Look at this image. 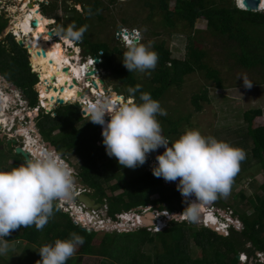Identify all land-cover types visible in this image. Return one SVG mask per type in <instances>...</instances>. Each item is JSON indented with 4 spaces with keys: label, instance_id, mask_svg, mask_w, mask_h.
Listing matches in <instances>:
<instances>
[{
    "label": "trees",
    "instance_id": "1",
    "mask_svg": "<svg viewBox=\"0 0 264 264\" xmlns=\"http://www.w3.org/2000/svg\"><path fill=\"white\" fill-rule=\"evenodd\" d=\"M96 5L100 7V1L96 2ZM240 5L245 8L242 2ZM160 6L166 23L171 27H174L177 21L184 20L192 28L199 18L206 20L207 32L223 41L225 48H228L234 57L236 65L249 70L261 68L264 73V11H248L240 8L233 0H221V2H217V0H176L173 8L170 7L169 0H160ZM261 8L264 9V6ZM85 9L88 15L79 16L75 30L82 26L88 27L87 19L92 15V12L98 10L95 6L89 8L87 5H85ZM7 26L8 20L4 16H0V37ZM86 36L82 35L81 39L84 40L83 45L87 56L99 57L102 69H114L118 79L128 87L141 85L140 90L135 94L137 102H139L141 92H148L153 99L160 101L163 95L170 90V87L180 85L187 75L196 70L205 71L206 77L214 81L216 88H225L220 71L206 62L207 52L198 43L194 44L193 36H189L190 43L185 59L173 58L171 50L166 47L164 41L155 44L159 60L154 69L151 83L146 85L138 81L136 71L129 72L123 63L120 69L114 66V52L117 51L123 55L126 48L123 50L111 49L108 43L96 42ZM6 37L0 40V74L12 85L24 90L30 100V106H39L35 89L39 81L37 89L39 94H42L40 96L41 104L46 109L51 110L56 107V104H52L50 100L46 99L47 91L50 89L53 91L54 99L59 95L65 101L70 102L80 99L76 96L77 91L67 93L64 88L62 90L56 85L57 76L50 63L47 62L45 51L43 52L46 55L38 57L34 62L35 54L32 53L35 52L32 51L28 40L22 39L32 52L31 55L26 48L20 46L12 33ZM31 63L41 74L40 80L38 74L33 71ZM121 91L122 87L120 86L116 93ZM127 97H130L129 93ZM205 100L209 101L207 90L202 94L193 95L192 103L196 112H201L204 109L203 102ZM262 113V109L248 110L244 115L245 125H240L239 132H236L234 136L243 137L241 144L246 150V159L247 148L252 142V158H256L264 167V125H254L255 118L261 116ZM81 114L82 110L78 103L60 105L54 112H46L41 107L36 112V121L40 133L44 137L47 134V140L57 150L61 152L74 151L81 158L80 177L94 190L93 194L98 202L107 204L109 214L114 220H118V213L139 206L154 205L157 207V204H160L161 210L171 213L181 214L184 211L187 205L177 188L165 182L163 178L155 177L152 170L147 168V163H145V167L139 166L133 169L136 171L134 175L129 173L130 168L124 169L125 173L123 174L121 169L127 167L119 165L117 159L107 155L104 146L98 145L101 136L99 127L92 122L77 126V123L83 119ZM190 117L191 115L185 119H176L174 116L166 115L157 118L161 122L163 134L171 141H175L182 135L181 125L189 121ZM57 130L59 133L54 134ZM220 130L224 131L225 129ZM0 144L2 146L1 142ZM232 145L238 147L236 144ZM62 149L65 150L62 151ZM11 155L15 158L14 163L9 166L4 165L5 159ZM2 156L4 159L1 158ZM20 156L14 149L8 148V152H6L5 149L0 148V170H11L19 167L22 160L26 162V159ZM246 159L242 161L244 166L240 169L242 171H246L250 165V159L247 163ZM152 161V164L155 165L156 159ZM112 180H116L113 185H111ZM237 180L238 175L235 176L234 182ZM109 188L112 191L122 188L123 191L118 195L110 196ZM261 188L263 193L257 194L256 199L249 198L254 206L251 213L235 211V215L239 217L243 225L241 229L233 228L228 236L211 227H198L195 223L175 218L170 219L168 225L163 230L156 232L155 235H151L148 228L120 233L88 231L55 202L54 215L44 227L46 229L45 232L43 231L44 236L40 234L43 229L37 230L33 225L23 228L21 233L20 229L14 230L6 239L13 243L20 239L30 240L29 242H32L38 250L45 244H53L56 239H67L71 233L75 232L84 237L85 243L78 247L67 264H80L85 256L109 258L110 264H252L253 261L255 264H264L263 261L258 260L257 255L259 252L264 254V183ZM154 194H159V197L153 199ZM218 200L223 201V197ZM226 206L235 208V203L228 202ZM148 242L154 244L156 257L142 251ZM192 242L200 247V256L194 257ZM27 250L25 249L24 252ZM240 254H246L247 261L239 259L238 255ZM19 259L21 261L16 264L36 263L31 260L30 252L24 253ZM0 264L13 263L10 259L0 257Z\"/></svg>",
    "mask_w": 264,
    "mask_h": 264
},
{
    "label": "rangeland",
    "instance_id": "2",
    "mask_svg": "<svg viewBox=\"0 0 264 264\" xmlns=\"http://www.w3.org/2000/svg\"><path fill=\"white\" fill-rule=\"evenodd\" d=\"M99 1L100 7L96 5V2ZM233 1L235 3L238 2V4L242 2V0ZM262 1V6H264V0ZM22 2L24 1L0 0V16H4L8 20V26L0 37V40L4 39L8 35L9 31V35L10 33L14 32L16 26L15 24L18 23V19L22 18L23 11L21 8L24 5ZM217 2H221V0H217ZM175 3L176 0H169L171 8L175 6ZM29 5L31 7L28 8V13L32 16H35L33 21L37 19L38 16L43 17L42 19H46V17L52 18V20H50L51 23H49L50 25L48 26L49 28L52 27L51 30L56 29L55 34L52 35V38L53 40H60L62 43H64V41L63 38H61V35H64L63 33L67 30V28L71 25L77 26V20L79 19L80 15H83V17L88 15L85 5H87L89 8H93L95 6L98 8V10L92 12V15L87 19L89 25L83 35H87L86 37L96 42L108 43L111 49L119 48L123 50L126 48V45L129 42H134L133 38H137L138 43H147L151 41L152 47L156 51L155 44H159L164 41L166 43V47L171 50L173 58L185 59L188 51L187 47L190 43L189 36H193L194 44L198 43V45L203 47L207 52V56L205 57L206 62L209 63L211 67L220 71V77L223 79L225 88H216L214 81L210 78H207L206 72L201 70H196L195 72L187 75L180 85H173L170 87V90L167 91L161 98L160 103L162 108L166 110L167 115L174 116L176 119H185L187 116L191 115L189 121L184 122L180 127L182 134L188 129H199L204 135L215 136L219 140L229 141L230 144L232 142V144L238 145L239 148L246 152L244 145L241 144L243 137L234 136L236 135V132H239V126L245 125V113L252 109H262L263 113L261 116L255 118L254 125H264V73L262 69L257 68L254 70H249L236 65L234 57L231 55L229 49L225 48L223 41L220 40V38L213 37L207 32L206 20L199 18L192 28L188 25V22L184 20L177 21L174 27L168 26L164 19V14L160 6V0H33L32 2L29 1ZM39 8H41L40 11ZM41 11L46 17L41 13ZM45 21L47 22L49 20L46 19ZM124 30L131 32L130 35L132 37H130V39L127 38ZM123 38L126 39V41ZM18 39L19 38L16 40L18 41ZM75 42H77L79 45L78 48L73 46L68 47L67 43H64V47L66 50H71V53L74 51L77 55L80 53V60H78V62L82 64L83 60L87 57L83 45L84 40L81 39ZM30 45L33 49L31 50L36 52L31 42ZM40 52H42L40 57H43V51ZM34 56L35 62L39 56ZM122 59L123 55L115 51L114 66L120 69L123 63ZM34 68L35 67H33V69ZM37 72L38 71H36V73ZM136 76L140 83L145 85L150 84L154 76V70H151L150 73L136 71ZM102 77L105 80L104 84L101 83L99 75H96L95 80L102 84L104 93L102 91L101 93L98 92L96 95H93L88 93L89 91H92V89L87 87V91L85 90L86 96L91 97L94 101L98 98L112 96L121 101H125L127 98H132L127 97V90L129 87L118 79L117 73L114 69L104 71L102 70L101 78ZM241 77H247V79L253 83V86L251 88H246ZM37 86H35V89L38 95L39 90L37 89ZM80 86L82 87V85ZM120 86L122 87V91L120 93H116V90ZM205 90L208 91L209 101L207 102L205 100V102H203L204 109L201 112H196L192 103L193 95L202 94V92ZM76 91L78 90L76 89ZM0 92L4 93L5 95L9 94L10 92L16 93V98L19 100L17 103H15V101H8L10 108L7 110V113L13 115L11 123L14 122L16 126L13 127L14 129L12 131H7L5 125L3 128H0V142L2 143V146L0 144V148L5 149V151L8 152L9 146L6 143V140L11 138L14 133L19 135L18 139L20 144H23L22 142H25V140H27L29 137L34 138L29 139L32 142H37L35 136L36 133H40V131L36 121V114L35 116L31 114V112H34L33 107H26L25 105H27V102L24 99L23 101H20L18 96H22L21 91L17 88H14L11 82L1 75ZM117 94H120L121 97L116 96ZM13 98V100H16L15 97ZM58 98H61V96L59 95L56 97V99ZM4 99L7 100L6 97H4ZM38 100L40 101L39 95ZM75 103L78 102L68 101L62 105ZM59 107L60 105L56 104V107L50 111L54 112ZM81 115L83 119L77 123L78 127L90 122L88 121L90 117L87 114L84 116L82 113ZM223 128L225 130L221 131L220 129ZM228 129L230 130L228 131ZM57 133H59V130H57L54 134ZM45 136L47 137L48 135L45 134ZM46 137L42 135L40 137L41 139H38L40 141L39 144L41 143L38 145L41 146L42 150L45 148V151L51 149L49 147L50 145L48 144L49 141ZM98 145L102 146L99 142ZM252 146L253 144L251 142L250 146L247 148L248 156L245 162L247 163L250 159V165L248 166L247 170H240L238 172V180L233 182L231 193L228 197H223V201H219L217 199L216 201L205 205L207 209L208 207L211 208L209 211H218L219 214L221 213L222 216H224V211H222L221 208L230 211L228 208L230 206H226V203L228 202H231L232 204L235 203V208L231 207L233 208L234 213L237 210L241 213L246 212L249 214L254 210V206L251 204L249 198L256 199L257 194L263 193L261 185L264 183V167L256 158H252ZM52 150L57 151L62 159L70 162V167L75 177V187L78 189L80 188L78 191L88 193L93 198L97 199L93 194L94 190L84 183L83 179L79 175V166L80 163H82L81 158L78 157L74 151L61 152L56 148ZM63 150L65 149H62V151ZM34 155L36 156L35 152ZM1 158L4 159L3 156ZM112 158L116 159L115 157ZM14 161L15 158L11 155L9 158L5 159L4 165H12ZM24 163L25 161L22 160L20 165ZM141 167H145V164ZM242 167H244L243 162H241L240 169ZM124 169L126 170L128 168L121 169L123 170V174L125 173ZM129 173L134 175L136 171L130 169ZM128 179H130V177H128ZM114 183H116V180L111 181V185ZM122 191V188L118 189L117 191H112L110 188L108 189L110 196L118 195L122 193ZM179 194L184 201V197H182L180 192ZM76 197L77 195L72 197L71 200L76 199ZM152 197L153 199H157L159 194H154ZM192 199H195V197H192ZM60 202L62 204L60 208L64 212L69 213L73 219L81 222V212H79L78 206L73 207L71 201L68 204L66 201ZM107 207V204H105L104 208H101L97 211V214L101 218L99 223L87 224L81 222V226L86 229H91L92 231L94 230L93 228H96L99 231L120 233L126 231V229L131 230L132 226H134L138 219V214L148 215L153 213L154 215L152 214V217L149 219V223L151 225L149 226L148 230L151 231V235H155L158 230L161 231L163 229V226L171 217L168 216L167 211H163L159 208L160 204H157V207L153 205L151 208L145 209L144 207L139 206L138 208L118 213L117 219L120 223H117V220H114L110 216ZM74 209L77 214L74 212ZM123 213H127L124 215V217L127 220L129 219L128 224H125L126 221L123 223L122 218H120L121 214ZM236 217L239 218L238 216ZM124 225H126V227H124ZM195 225L198 227L207 226L203 222L198 221L195 222ZM242 225L243 224L241 220L240 222H237L239 229L242 228ZM140 228L145 227H137V229ZM19 229L20 233L24 230L23 227ZM45 230L46 229L43 228L42 232L40 233L42 236H44ZM29 241L30 240L20 239L18 242L14 243V250L10 251L3 257L10 259L11 263L16 264L17 262L21 261L19 259L21 255L30 252L32 258L31 260L38 264V261L41 260V256L38 251L40 248L36 250L37 248L35 245ZM191 245L194 257L200 256V247L195 242H192ZM25 249L27 252H24ZM142 251L150 254V256L156 257V251L153 243H146ZM110 262L111 260L109 258L102 256H85L81 260L80 264H110ZM252 264H255V262L253 261Z\"/></svg>",
    "mask_w": 264,
    "mask_h": 264
},
{
    "label": "clouds",
    "instance_id": "3",
    "mask_svg": "<svg viewBox=\"0 0 264 264\" xmlns=\"http://www.w3.org/2000/svg\"><path fill=\"white\" fill-rule=\"evenodd\" d=\"M240 8L245 9L244 7ZM260 10L264 11L262 8ZM46 19L52 20V18L47 17ZM86 29L87 26H82L75 30V25H71L63 33L64 35H61V38H63V41L65 37L73 40L74 46H72L79 47L75 41L81 40ZM124 33L129 39L132 37L130 31L126 30ZM12 34L16 39L18 38L15 31ZM135 39L137 38H133L134 42H129L126 45V51L122 59L123 65L129 72L150 73L157 66L158 53L153 49L151 41L136 43ZM124 40L126 41V39ZM23 48L27 49L26 46ZM95 58L99 57L89 55L83 60L82 64L92 60L93 63L90 64L89 62V65L96 69ZM99 64H101V59ZM101 68L100 65L97 72L89 75L87 80H90V76L94 75H99L101 80V71L103 70ZM33 71L35 72L34 69ZM241 78L246 88L253 86V83L247 77ZM94 81L96 82L95 79L92 80L91 87L89 86L92 90L94 87L98 88V84L95 86ZM101 83L104 84L105 80L104 83L102 81ZM12 86L17 88L14 85ZM140 88L141 85L139 84L135 87H129L127 91L132 98H127L118 105L113 103L110 97L99 98L88 103L86 106V114L90 117L88 121L101 126L100 133L103 137V145L107 155L115 157L122 167L135 169L143 166L147 162L150 153L163 147L165 150L162 154L156 156L152 173L155 177L163 178L166 182L178 181L176 188L184 197V203L187 205L181 214L167 211L168 216L171 217L165 223L163 229L172 218L195 223L199 220L205 205L216 201L220 197L226 198L230 195L234 178L240 171L241 162L246 159V152L227 141L217 139L215 136L204 135L199 129L195 128L186 130L177 140L171 141L163 134L161 122L157 118L158 116H166V110L162 108L160 101L153 99L148 92H141L139 102H137L135 94ZM17 89L22 94V96L18 95L20 101L24 99L27 102L25 106L31 107L29 98H24V95L27 96L24 90ZM85 90L87 91V87L83 88L84 93ZM89 93L94 95L93 91H89ZM7 95L15 98L17 96L13 92ZM38 95L40 99L39 92ZM116 96L121 95L117 94ZM9 102L13 101L9 99ZM9 102L6 101L4 105L6 112L10 108ZM17 102L19 100L16 98L15 103ZM40 102L41 100L39 101L40 108L46 110V107ZM75 102L79 104L82 101L78 99ZM106 115L109 117L107 121L105 119ZM38 134L42 136L41 133ZM18 144L22 146V144ZM77 190L70 162L62 159L59 153L52 149L37 153L34 159L27 160L19 167L11 170H0V257L14 250L15 244L6 239L14 230L33 225L37 230H42L54 215L55 202L61 207L60 201H66L67 204L72 201L84 210L86 205L77 202L79 195L76 197L77 200L74 199L76 202L73 199L70 200L76 196ZM192 197H195V199H192ZM149 206L152 207L153 205L144 206V208H149ZM207 210H211V208L208 207ZM221 210L224 213L227 211L224 208H221ZM213 215L215 221L212 223H208L205 219L202 220L207 225L206 227H211L225 236L230 235L233 228L239 229L237 222H240V220L236 217L237 215L234 214L233 220L222 216L218 211L213 212ZM139 216L143 217L145 222L141 221ZM120 218L123 222L128 223L129 219L127 220L123 216ZM147 220V215L138 214L136 222L138 225L149 229L151 224ZM79 223L81 224V222ZM117 223L120 222L117 220ZM136 229L137 227L133 230ZM84 243V237L73 232L67 239H56L53 244H45L38 250L41 256L38 264H67V261L74 256L78 247ZM257 255L258 260L264 262V254L259 252ZM238 256L242 261L248 259L246 254Z\"/></svg>",
    "mask_w": 264,
    "mask_h": 264
},
{
    "label": "bare ground",
    "instance_id": "4",
    "mask_svg": "<svg viewBox=\"0 0 264 264\" xmlns=\"http://www.w3.org/2000/svg\"><path fill=\"white\" fill-rule=\"evenodd\" d=\"M18 1H21V0H18ZM23 1L24 2H22V3H24V5L21 8V10L23 11L22 18L18 19V23L15 24L16 26H15V30H14L15 33L18 35L19 40L21 38H25L32 43V46H33L35 51H45L47 53V62L50 63L51 67L54 69V71L56 73L57 79L55 82H56V85L58 87L64 88L67 93H74V92H76V89H77L78 91L76 92V96L80 97L81 101L83 103H85L86 106L88 105V103L94 102V100L89 96L81 98V96L78 95L79 91H83V88H84L83 86H86V87L90 86L91 87L92 80H94L96 78V76L94 75V76H90L91 77L90 80H87V77L89 76V75H87V72H88L87 69L89 70L88 65H89L90 60L87 61L88 64L87 63H85V64L79 63L78 60L80 59L79 58L80 55H77L75 53V51L73 53H71L70 52L71 50H66L64 47V44L61 41L53 40L52 35L50 34V30H48L47 22L45 21V19H42V17L38 16V18L36 19L37 25L34 26L33 25V19L35 16H32L31 14L28 13V8L31 7L29 5L30 0H23ZM242 2H243V0H242ZM17 18H19V17H17ZM40 28L43 29V32H40ZM64 42L67 43L68 47L69 46L72 47V45L74 46V42L72 40L67 39L66 37L64 38ZM76 48H78V47H76ZM30 53H32V52H30ZM32 54H37V53L35 52ZM50 59H52V61H50ZM92 63H93V61L91 60L90 64H92ZM65 67L69 68V72H64ZM34 70H35V68H34ZM52 76H54V74H52ZM74 79L78 80L80 85L82 84V87L80 85H77V83H74L73 82ZM71 84H74V85L72 87H70ZM97 84H98V88L94 87L92 90L95 95L98 92L101 93L103 91L102 84H100L98 82H97ZM55 90H56V88H55ZM40 96H42V94H40ZM70 96H72V94H70ZM4 97H6L7 100H5ZM52 97H53V91L50 89L47 91L46 99L50 100V102L52 104H56L55 99ZM110 98L113 101V103H115L117 105L120 102H122L121 100H118V99L114 98L113 96ZM9 99H11V101H15V100H13L14 98L12 96L5 95L4 93L0 92V101H1L0 102V126L5 125L7 131H12L14 129L12 127V123H11V120L13 119V115L8 114L6 112V109L4 108L5 102L9 101ZM86 106L83 109L86 110ZM34 112H36V111L34 110ZM31 114H32V112H31ZM105 119L107 121L109 119V117H107V115H106ZM29 139H34V138L29 137L26 140L27 141V143H26L27 148L26 149H28L30 152H32L34 154V152L37 149V147H35V146H36V144H39V141L36 140L37 142H35L36 143L35 144L34 142H32ZM41 151H45L44 148H43V150L40 149V151L37 150L36 154L41 152ZM71 203H72L73 207L76 206L74 204V202L71 201ZM78 210H79V212H81L80 218H81L82 223H87V224L99 223V220L97 218H95V216H93L92 211H90V210L84 211L79 206H78ZM74 212L77 214L75 209H74ZM203 215H204L205 221H207L208 223H212L215 221V217L213 215V212L207 210L206 206L203 207L202 216ZM139 219L141 221L145 222L143 217L139 216Z\"/></svg>",
    "mask_w": 264,
    "mask_h": 264
},
{
    "label": "water",
    "instance_id": "5",
    "mask_svg": "<svg viewBox=\"0 0 264 264\" xmlns=\"http://www.w3.org/2000/svg\"><path fill=\"white\" fill-rule=\"evenodd\" d=\"M236 1H237V0H236ZM242 3H243V5L245 6V9H246V10L256 12V11H259V10H260L263 1H262V0H243ZM237 5L240 6V7H242V6L240 5V3L238 4V2H237ZM33 25H34V26L37 25V20H36V19L33 21ZM40 32H43V29H42V28H40ZM50 34H51V35L55 34V30H51V31H50ZM127 34H129V32H127ZM137 40H138V39H135V42H136V43L138 42ZM18 42H19V44H20L21 47H25V46H26L23 40H18ZM27 49L29 50V48H27ZM43 54L45 55L44 52H43ZM37 55L40 57V56L42 55V52L37 51ZM50 61H52V59H50ZM95 62H96V65H95L96 69L93 68V67H91L90 65H88V67H89L90 70L87 72V75H93V74H95V73L97 72V70L100 68V64H99L100 59H99V58H95ZM32 66H33V65H32ZM33 67H34V66H33ZM64 72H69V68H68V67H65V68H64ZM38 76H39V78L41 79V74H40V73L38 74ZM101 81L104 83V79H103V78H101ZM73 82H74V83H77V85L80 84V83L78 82V80H76V79H74ZM39 83H40V82H39ZM39 83H38L37 85H39ZM93 83L95 84V86H97V83H96L95 81H94ZM37 85H36V86H37ZM73 85H74V84H71L70 87H72ZM62 90H63V88H62ZM78 95H80L81 98H84V97L86 96V94H85L83 91H79V92H78ZM119 97H121V96H119ZM24 98L27 99V96L24 95ZM52 98H53V97H52ZM66 102H68V101H65L63 98H58L56 104H57V105H62V104H64V103H66ZM83 104H84V105H83ZM79 106H80V108H82V113H83V115L86 114V112H85L86 110L83 109V108L86 106V104L83 103V102H79ZM46 111L49 112L50 110H49V109H46ZM95 125H96L97 127L101 128L100 125H98V124H95ZM2 127H3V126L1 125L0 128H2ZM6 143H7V145L9 146V148L14 149L15 152H16L17 154L23 156V157L26 159V161L29 160V159H32V157H31V153H30L29 151H26L21 145L18 144V143H19V139H18L17 137H11V138L7 139V140H6ZM99 143H100L102 146H104V145H103V137H102V136L100 137V141H99ZM48 144L50 145L49 147H50L51 149H55V148H56L55 146L51 145L50 142H48ZM104 147H105V146H104ZM164 150H165V149H164L163 147H161V148L158 149L157 151L152 152V153L149 154L148 159H147V162H146V163H147V167H148V169L152 170V168H153V166H154V164H152V163H153L152 160H153V159H156V156H157L158 154H162ZM177 183H178V181H176V182H169V184H171L173 187H176V184H177ZM78 201H79V203H83V204H85L87 207H89V208H93V209H98V208H104V207H105V205H104L103 203L98 202L95 198H93V197H92L91 195H89V194H84V193L80 194V195L78 196ZM151 217H152V214H151V213L147 215V219H148L147 222H149V219H150ZM203 219H204V215L202 216V213H201V216H200L198 222H200V221L203 220ZM88 231H91V230H88ZM238 257H239V256H238Z\"/></svg>",
    "mask_w": 264,
    "mask_h": 264
},
{
    "label": "built area",
    "instance_id": "6",
    "mask_svg": "<svg viewBox=\"0 0 264 264\" xmlns=\"http://www.w3.org/2000/svg\"><path fill=\"white\" fill-rule=\"evenodd\" d=\"M126 30H124V32H125ZM103 93H104V91H103ZM99 99V98H98ZM40 109V106H37V107H35L34 108V110L37 112L38 110ZM28 115V114H27ZM29 116V115H28ZM30 117V116H29ZM23 119H24V117H23ZM4 126V125H3ZM14 126H16V124L13 122L12 123V127H14ZM17 137L18 138V136L19 135H17V133H14V135H12V137ZM41 136L38 134V133H36V136H35V139L36 140H38V139H41L40 138ZM39 141V140H38ZM40 142V141H39ZM23 144H22V146H23V148L26 150V151H29L28 149H26L27 148V145H26V143H27V141L25 140V142H22ZM41 144V143H40ZM36 147V146H35ZM45 149V148H44ZM30 152V151H29ZM31 153V156H32V158L34 159L35 158V155L32 153V152H30ZM67 163V162H66ZM68 164V163H67ZM69 165V164H68ZM80 189V188H79ZM78 189V190H79ZM76 191V193H75V195H80L81 193H83V192H79V191ZM60 205L62 206V204H61V202H60ZM149 208H151V206H149ZM229 209H230V211L229 210H227V211H225V215L224 216H226V217H228L229 219H232L233 220V217H234V210H233V208H230V207H228ZM92 213H93V216H95V218H97L98 220H100L101 218H100V216L97 214V210H93L92 211ZM221 214V213H220ZM222 215V214H221ZM121 216H123L124 217V215H121ZM138 216V215H137ZM124 223V222H123ZM125 224H128V223H126L125 222ZM135 226V227H134ZM134 226H132V228H131V230H133V229H135L136 227H138V223L136 222L135 224H134ZM124 227H126V225H124ZM88 229V228H87ZM94 230H98V229H96V228H93ZM88 230H91V229H88ZM101 230V229H100ZM92 231V230H91ZM126 231H128L127 229H126Z\"/></svg>",
    "mask_w": 264,
    "mask_h": 264
},
{
    "label": "flooded vegetation",
    "instance_id": "7",
    "mask_svg": "<svg viewBox=\"0 0 264 264\" xmlns=\"http://www.w3.org/2000/svg\"><path fill=\"white\" fill-rule=\"evenodd\" d=\"M22 1H23V0H22ZM30 1L32 2L33 0H30ZM40 17H41V16H40ZM42 18H43V17H42ZM45 20H46V19H45ZM47 22H48V23H47V27H48V26L50 25L49 23H51V22H50V21H47ZM51 28H52V27H50V28L48 27V30H50ZM27 50H28V49H27ZM28 52L30 53L29 50H28ZM30 55H31V53H30ZM35 55H37V54H35ZM31 64H32V63H31ZM35 72H36V71H35ZM37 74H39V72H37ZM55 99H56V97H55ZM56 100H57V99H56ZM51 110H52V109H51ZM35 114H36V112H32V115H33V116H35ZM36 145H37L38 147L36 146L37 149H36L35 153L37 152V150L40 151V149H41V146H39L40 144H39V145L36 144ZM96 200L98 201V199H96ZM78 203H79V201H78ZM78 203H77V204H78ZM101 203H102V202H101ZM103 204H104V203H103ZM99 209H101V208H98V209H93V208H91V209H90V208H88L87 206H85V209H84V210H85V211H88V210H90V211L97 210V211H98Z\"/></svg>",
    "mask_w": 264,
    "mask_h": 264
}]
</instances>
